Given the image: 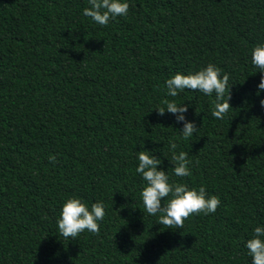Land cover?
<instances>
[{
  "label": "trees",
  "instance_id": "obj_1",
  "mask_svg": "<svg viewBox=\"0 0 264 264\" xmlns=\"http://www.w3.org/2000/svg\"><path fill=\"white\" fill-rule=\"evenodd\" d=\"M128 2L100 26L82 14L88 0H0V264H250L244 242L264 223V91L250 63L264 0ZM208 63L230 77L223 119L214 94L166 96V79ZM172 99L200 127L187 141L154 109ZM170 138L190 177L172 175ZM145 149L170 180L219 196L216 212L183 228L144 214ZM71 196L106 205L98 234L58 235Z\"/></svg>",
  "mask_w": 264,
  "mask_h": 264
},
{
  "label": "clouds",
  "instance_id": "obj_2",
  "mask_svg": "<svg viewBox=\"0 0 264 264\" xmlns=\"http://www.w3.org/2000/svg\"><path fill=\"white\" fill-rule=\"evenodd\" d=\"M128 0H88L82 14L100 26H106L117 17H125L129 12ZM250 63L257 72L261 73V79L257 85V94L264 91V42L253 46ZM228 73L214 63L194 72H176L165 80L166 96L178 97L182 92L194 90L206 97L214 94L213 109L211 115L215 119H223L229 109V83ZM227 94V99H225ZM164 106L156 107L158 115H164L165 111L174 115L176 123H182L179 131L180 138L187 141L198 133L199 128L195 121L186 118L188 108L183 103H177L175 99L165 100ZM264 106V99L261 100ZM143 147V145H142ZM168 152L171 154L172 175L175 177H190L192 175V160L188 152L179 151L178 142L170 138L167 142ZM138 164L135 172L141 177L143 186L140 198L144 214L157 216V221L165 228H183L184 221L193 214L208 215L215 213L221 200L217 195L208 194L204 186L189 187L187 183H177L170 180L167 171L159 168L161 159L153 155L152 151L141 150L137 152ZM49 162L54 163L56 156L50 154ZM106 205L102 201L89 204L83 198L71 196L64 200L61 205L56 224L58 235L67 240L76 239L81 233L88 232L98 234L100 222L103 221ZM264 212V209H260ZM244 248L250 257V264H264V223H257L250 238L244 242Z\"/></svg>",
  "mask_w": 264,
  "mask_h": 264
}]
</instances>
